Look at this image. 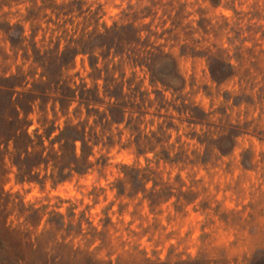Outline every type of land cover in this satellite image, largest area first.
<instances>
[{"label":"rangeland","instance_id":"rangeland-1","mask_svg":"<svg viewBox=\"0 0 264 264\" xmlns=\"http://www.w3.org/2000/svg\"><path fill=\"white\" fill-rule=\"evenodd\" d=\"M72 1L73 12L56 17L54 8ZM133 20L148 25L150 41L172 55L179 89L152 81L144 67L103 59L98 51L96 67L88 54L78 55L65 76L76 84H97L100 92L106 76L125 91L130 83L139 104L135 123L142 134L153 135L152 145L138 153L124 124L104 130L96 125L98 143L86 173L40 185L17 183L11 172L0 177V190L17 197L15 202L45 207L44 219L51 211H73L76 223L82 214L74 246L98 260L264 264V0H0V27L22 25L24 43L42 48L59 41L63 49L83 27L102 30ZM21 53L14 57L0 30V76L21 70L30 82L34 72L38 77L40 68ZM212 59L229 63L232 74L212 79ZM75 105L68 116H54L49 104L45 110L34 105L29 131L43 132L53 121L60 127L66 119L84 122V107L73 115ZM130 168L151 172L144 191L125 175ZM16 217L15 208L8 221L15 225Z\"/></svg>","mask_w":264,"mask_h":264},{"label":"trees","instance_id":"trees-1","mask_svg":"<svg viewBox=\"0 0 264 264\" xmlns=\"http://www.w3.org/2000/svg\"><path fill=\"white\" fill-rule=\"evenodd\" d=\"M74 3L56 6V17L71 14ZM131 13L133 17L137 15L136 10ZM135 21L127 24L114 22L102 30L86 31L83 27L77 37H73L75 33L71 35L63 49L59 41L47 48L38 47L37 42L31 40L25 44L27 38L22 25L5 22L0 27L7 34L14 57L21 50L23 60L31 59L40 68L37 78H34L36 72L31 74L32 82L21 70L0 76V177L12 172L17 183L35 182L44 185L48 178L57 184L75 173H86L93 165L90 157L93 155V146L98 143V135L94 131L96 125L104 130L124 124L123 128L128 129L130 136H133L130 143L138 153H144L146 147L152 145L153 135L149 137L142 134L135 123L137 117L134 118V113L138 112L136 109L139 104L136 102V89H132L130 83L125 91L123 83H116L113 78L106 76L100 92L97 84L88 87L86 83L71 82L65 76L68 65L78 55L88 54L90 66L96 67L98 57L95 53L98 51L103 59L118 57L119 61L125 60L133 66L144 67L152 81L166 88L179 89L180 76L174 58L150 41L148 25L141 28ZM143 31H147L144 37ZM209 71L212 79L220 82L232 74V67L229 63L212 59ZM36 104L41 110H45L49 104L54 116L59 113L68 116L70 108L76 104L73 115L81 114V107H84L86 119L84 122L66 119L62 127L56 126L53 121L43 132L36 128L31 133L28 116ZM91 117L93 125H88ZM191 117L197 119L198 116L191 114ZM55 130L58 132L52 136ZM121 135L122 131H119ZM162 153L165 159L169 158L164 151ZM149 173L130 168L125 175L130 177L132 185L141 186L144 191ZM117 187L119 194H122L124 184L120 182ZM15 198L11 199L10 194L0 190V264H170L148 259L136 263L95 259L73 243L75 235L82 231V214L76 223L73 221V211L67 215L51 211L44 219L45 207L26 204L22 199L15 202ZM148 199L153 204L156 201L155 194H148ZM10 202L16 206L15 225L13 220L8 221V216L15 209L13 206L6 211ZM70 208L73 210L74 206ZM175 264L202 262L187 260Z\"/></svg>","mask_w":264,"mask_h":264}]
</instances>
